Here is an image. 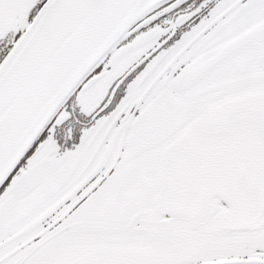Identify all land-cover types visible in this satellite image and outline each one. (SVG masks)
Returning <instances> with one entry per match:
<instances>
[{"label":"snow or ice","instance_id":"obj_1","mask_svg":"<svg viewBox=\"0 0 264 264\" xmlns=\"http://www.w3.org/2000/svg\"><path fill=\"white\" fill-rule=\"evenodd\" d=\"M0 264H264V0H0Z\"/></svg>","mask_w":264,"mask_h":264}]
</instances>
